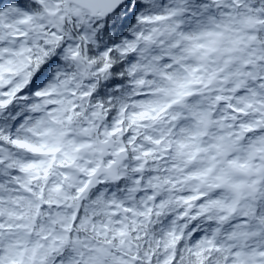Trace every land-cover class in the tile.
I'll return each mask as SVG.
<instances>
[{"label": "snow or ice", "instance_id": "snow-or-ice-1", "mask_svg": "<svg viewBox=\"0 0 264 264\" xmlns=\"http://www.w3.org/2000/svg\"><path fill=\"white\" fill-rule=\"evenodd\" d=\"M0 264H264V0H0Z\"/></svg>", "mask_w": 264, "mask_h": 264}]
</instances>
